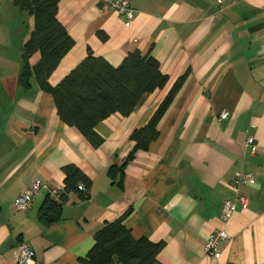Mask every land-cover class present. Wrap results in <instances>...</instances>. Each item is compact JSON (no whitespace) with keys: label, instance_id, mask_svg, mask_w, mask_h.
I'll use <instances>...</instances> for the list:
<instances>
[{"label":"crops","instance_id":"crops-1","mask_svg":"<svg viewBox=\"0 0 264 264\" xmlns=\"http://www.w3.org/2000/svg\"><path fill=\"white\" fill-rule=\"evenodd\" d=\"M129 1L131 24L99 0L59 4L58 20L75 45L51 75L52 86L89 51L114 67L140 51L169 76L129 117L114 114L99 123L103 143L94 147L59 119L53 97L34 76L29 90L19 86L34 19L12 0H0V264H15L21 244L33 250L36 264H78L96 234L129 210L125 226L133 238L164 245L159 264H264V0ZM40 59L31 57V68ZM185 74L159 122L158 140L126 166L120 187L109 169L121 167L134 148L131 134ZM224 111L230 116L220 120ZM250 137L257 156L246 145ZM67 166L90 180L87 199L69 193L61 219L48 227L39 220L46 191L29 211H15L18 196L36 181L63 190ZM238 169L255 182L239 187L248 205L238 207L221 258L214 259L205 254L206 240L222 227V204L234 197Z\"/></svg>","mask_w":264,"mask_h":264},{"label":"trees","instance_id":"trees-1","mask_svg":"<svg viewBox=\"0 0 264 264\" xmlns=\"http://www.w3.org/2000/svg\"><path fill=\"white\" fill-rule=\"evenodd\" d=\"M23 12L33 17L34 29L22 50V69L18 83L23 90L31 88L34 76L38 87L54 99L57 115L66 125L75 128L91 145L98 147L103 140L96 132L99 123L114 114L129 117L144 100L158 90H163L169 82L161 64L151 55L143 56L140 51L129 53L122 64L112 66L92 51L72 69L56 86L49 83L53 72L62 59L74 47L70 37L58 20L59 4L62 0H12ZM98 36L107 40L99 32ZM35 54L40 62L31 68L29 60ZM187 74L172 87L150 121L135 130L130 140L134 148L121 167L112 166L108 175L121 187L126 166L139 151H147L159 138V122L181 89ZM64 189L57 202L48 196L40 210L39 220L48 227L61 219L62 205L69 193L78 192L85 199L89 197L90 180L76 166L64 168ZM84 184L86 192L78 190ZM131 210L116 221L107 224L95 236V244L78 264H159L158 255L163 244L151 240L135 239L125 226Z\"/></svg>","mask_w":264,"mask_h":264},{"label":"built area","instance_id":"built-area-1","mask_svg":"<svg viewBox=\"0 0 264 264\" xmlns=\"http://www.w3.org/2000/svg\"><path fill=\"white\" fill-rule=\"evenodd\" d=\"M221 4L222 0H217ZM99 2L106 5L109 10L117 13L120 16L126 18L127 22L131 24L135 19V11L132 9L129 0H99ZM230 113L224 111L220 114V120H227ZM249 148L251 156H257L261 151L257 146L255 139L250 137L246 142ZM255 182L253 174L246 172L242 169L236 170L234 174V182L231 185V189L234 192V197L232 199H226L222 204V213L220 216L222 227L211 234H209L206 244H205V254L208 257L214 259L221 258V247L222 244L228 240V230L229 224L233 219L238 207H246L248 205V200L246 197L239 193V187L241 185H251ZM78 190L81 192H86V187L84 184H79ZM42 191H46L49 196L59 202L62 194V190H57L54 188H49L47 184L41 181H36L32 186L23 192L14 203V209L17 213H25L31 208L33 199ZM14 261L15 264H36L35 253L27 244H21L14 250Z\"/></svg>","mask_w":264,"mask_h":264}]
</instances>
